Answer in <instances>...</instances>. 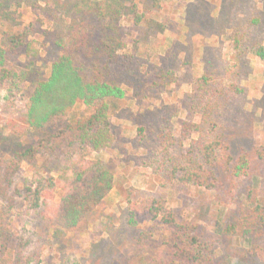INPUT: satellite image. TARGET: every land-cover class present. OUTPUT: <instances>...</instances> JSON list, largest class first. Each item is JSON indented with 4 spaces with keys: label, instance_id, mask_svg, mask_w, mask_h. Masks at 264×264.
<instances>
[{
    "label": "trees",
    "instance_id": "16d2710c",
    "mask_svg": "<svg viewBox=\"0 0 264 264\" xmlns=\"http://www.w3.org/2000/svg\"><path fill=\"white\" fill-rule=\"evenodd\" d=\"M117 2L103 0L86 10L83 14H91L94 24L81 16L82 10L75 11L66 30L51 38L55 52L49 57L53 56L49 59L47 77L35 80L22 106L12 111L19 113L26 130L39 132L40 137L36 144L18 151L13 159L0 161V264H32L40 257L37 247L30 246L31 239L24 235H19L11 247L10 223L17 197L24 202L22 216L26 222L40 219L62 232L80 233L100 217L102 203L114 187L111 165L91 156L114 148L111 113L121 109L120 103L125 99L111 69L118 52L126 48L119 34L121 11ZM192 4L186 7L188 29L202 35L214 31L217 19L202 18L206 4L202 1ZM225 5L221 0V10ZM220 17L223 19L224 14L220 13ZM140 18L141 15L135 14L134 23ZM96 24L101 28L100 38L91 42ZM27 36L25 30L9 32L0 46V92H5L7 102L16 101L24 82L23 72L12 63L17 51L22 49L25 56L36 51L33 43L27 42ZM231 40L230 64L214 66L207 60L206 69L193 79L187 95L191 119L180 123L178 133L170 125L176 111L160 107L130 114L129 120L136 126L131 143L135 149L145 150L140 166L150 167L164 185L176 181L181 186L214 190L219 202L233 205L234 213L220 234L250 242L242 251L239 264H264V138L258 145L232 151L226 118L229 107L245 94L238 83L248 73V67L243 33L236 29ZM177 44L173 46L174 52ZM254 54L264 60L262 47ZM172 59H176L175 53ZM155 70V88L159 92L172 90L176 83L174 71L161 66ZM68 116H72L70 122L66 120ZM8 127L16 130L10 134L20 135L17 130L21 128L14 123ZM44 156L63 157L64 168L56 177L31 171L22 186L15 187L23 164ZM253 177L259 178L261 190L257 195ZM124 215L130 227L141 216L149 221L160 218L164 225L174 228L173 236L178 243L173 253H158L149 264L212 262L213 250L194 234L193 223L178 224L172 209L160 199L144 197L139 202L130 201ZM147 235L140 234L138 243L145 241Z\"/></svg>",
    "mask_w": 264,
    "mask_h": 264
},
{
    "label": "rangeland",
    "instance_id": "374dc122",
    "mask_svg": "<svg viewBox=\"0 0 264 264\" xmlns=\"http://www.w3.org/2000/svg\"><path fill=\"white\" fill-rule=\"evenodd\" d=\"M193 1L206 4L202 18L207 21L217 19L213 24L215 30L206 32L209 36L186 26V7L192 6ZM220 1L118 0L121 11L119 34L126 48L118 52L117 62L111 69L114 80L125 92V99L120 103L121 109L111 113L114 148L91 156L111 165L115 174L114 187L102 203L100 217L80 233L62 232L40 219L26 222L22 216L24 202L22 197H17L10 223L11 247L15 246L19 235L29 237L30 246L37 247L40 253L39 260L32 264H149L158 253L170 255L178 243L173 236V227L164 225L160 218L149 221L141 216H137L134 227L127 224L124 215L127 204L139 202L144 197L163 201L172 209L178 224L193 223L194 234L213 250L210 264H239L241 253L250 242L220 234L228 217L233 215L234 206L219 202L214 190L181 186L176 181L164 185L150 167L140 166L145 150L135 149L131 143L136 136V126L129 120L130 114L170 107L176 111L170 125L178 133L180 123L191 119L187 113V95L193 79L206 69L207 60L214 66L230 64L231 39L237 29L243 33L248 73L238 83L245 94L228 109L226 121L230 145L236 153L242 147L258 145L262 141L264 60L254 52L259 47L264 49V0H223L226 5L222 10ZM100 2L103 0H0V46L4 45L9 32L25 30L27 42H32L36 48L27 56L22 49L18 50L12 61L24 74L22 91L16 101H5V92H0V161L3 163L13 159L18 151L36 144L40 137L39 132L26 130L19 113L12 111L22 106L35 80L47 77L49 59L53 56L49 57L55 52L53 34L65 31L70 18L79 9L81 16L94 24L93 16L83 13ZM220 13L224 14V21L219 18ZM135 14L141 15L136 19L137 23L133 21ZM254 19L258 22H252ZM100 32L101 28L96 24L91 42L99 40ZM177 42L178 48L174 52L173 46ZM173 53L176 59L171 60ZM156 66L174 71L176 83L172 90L159 92L155 88ZM66 120L70 122L72 116ZM11 122L21 128L17 130L20 135L10 134L16 131L8 127ZM64 166L63 157H39L31 164H23L14 186L20 188L22 181L31 176V171L56 177ZM252 183L254 194H259V178L253 177ZM143 233L148 237L139 244L137 240Z\"/></svg>",
    "mask_w": 264,
    "mask_h": 264
}]
</instances>
